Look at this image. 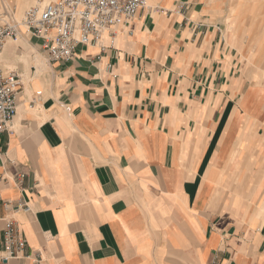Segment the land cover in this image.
I'll use <instances>...</instances> for the list:
<instances>
[{
    "label": "crops",
    "instance_id": "0c3cea01",
    "mask_svg": "<svg viewBox=\"0 0 264 264\" xmlns=\"http://www.w3.org/2000/svg\"><path fill=\"white\" fill-rule=\"evenodd\" d=\"M257 4L149 0L115 48L39 70L17 51L41 40L6 44L22 86L0 135V247L7 218L27 241L10 264H264Z\"/></svg>",
    "mask_w": 264,
    "mask_h": 264
},
{
    "label": "built area",
    "instance_id": "2783aa9c",
    "mask_svg": "<svg viewBox=\"0 0 264 264\" xmlns=\"http://www.w3.org/2000/svg\"><path fill=\"white\" fill-rule=\"evenodd\" d=\"M150 8L149 0H51L34 6L18 18L15 8H0V53L10 40L30 35L41 40L46 60L69 61L76 55L78 45H95L102 53L115 48L119 31L128 26L140 11ZM186 9L180 3L176 12ZM22 86L15 69H7L0 61V135L9 129L17 114ZM41 93L38 92L37 95ZM26 209L18 203L13 209ZM27 241L11 218L6 219L0 264L25 255ZM29 256V255H28Z\"/></svg>",
    "mask_w": 264,
    "mask_h": 264
},
{
    "label": "rangeland",
    "instance_id": "374dc122",
    "mask_svg": "<svg viewBox=\"0 0 264 264\" xmlns=\"http://www.w3.org/2000/svg\"><path fill=\"white\" fill-rule=\"evenodd\" d=\"M22 0H0V8L1 7H13L15 8L16 11V15L18 17H21L23 15V12L25 10H27L28 8H31L33 6L36 5H43L51 0H26L24 3L21 2ZM257 9L259 12H263L264 11V4H257ZM238 7H240V10H242L243 5H239ZM255 5H252L250 8H247V11L253 12ZM21 39L23 38H19L18 41H13L15 42H19ZM12 42V43H13ZM22 42V41H21ZM259 42V40H258ZM25 45V44H24ZM25 48H27V50H23L22 48H20L17 51V54L19 56V59L22 63H24V65L26 66V68H30V64H36L38 66V70L39 69H43L46 67V57L42 54H40L37 51H34L35 49L28 47L27 45L24 46ZM0 55V61L3 63L2 59H1ZM4 57V56H2ZM4 60V67L7 69H16L14 64H9L5 58H3ZM41 67V68H40ZM30 70V69H29Z\"/></svg>",
    "mask_w": 264,
    "mask_h": 264
},
{
    "label": "bare ground",
    "instance_id": "6f19581e",
    "mask_svg": "<svg viewBox=\"0 0 264 264\" xmlns=\"http://www.w3.org/2000/svg\"><path fill=\"white\" fill-rule=\"evenodd\" d=\"M43 5H44V4H43ZM43 5H36V6H43ZM33 7H34V6H33ZM23 14H24V12H23ZM22 16H23V15H22ZM22 16H21V17H22ZM18 18H20V17H18ZM23 37H24V36H23ZM23 37L21 36L20 38H23ZM8 42H9V41H8ZM8 42H7V43H8ZM5 46H6V45H5ZM5 46H4V47H5ZM3 49H4V48H3ZM2 51H3V50H2ZM1 53H2V52H1ZM1 53H0V55H1Z\"/></svg>",
    "mask_w": 264,
    "mask_h": 264
}]
</instances>
